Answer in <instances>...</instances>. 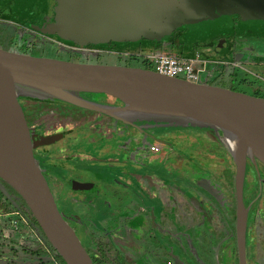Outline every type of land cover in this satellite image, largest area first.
I'll return each mask as SVG.
<instances>
[{"label": "flooded vegetation", "instance_id": "obj_1", "mask_svg": "<svg viewBox=\"0 0 264 264\" xmlns=\"http://www.w3.org/2000/svg\"><path fill=\"white\" fill-rule=\"evenodd\" d=\"M60 4L61 0H0V46L7 48V51L33 56L62 58L60 60L73 62L78 60L75 61L70 55L94 56V61L89 63L105 64L106 60L111 59L117 63L105 65L143 68L140 66L144 64L137 54L143 44H150L174 55L198 54L206 64L202 82L234 92L238 91L223 84L238 83L255 92V95L249 96L264 99L260 95V92H264V17L258 13L250 12V20H243L239 14L222 15L215 11V16H207L200 24L186 27L185 21L166 34L163 41L158 39L161 35L155 32L135 42L110 41L82 46L63 40L59 32L42 31L59 23ZM211 10L213 12L216 7H211ZM73 21L70 19L69 22ZM189 39L191 42L187 43L194 44L195 51L186 49L185 43ZM40 43L45 46L39 50ZM241 44L245 45L244 49H239ZM246 46L253 50H248ZM198 48L203 50L199 51ZM65 55H69V58ZM87 96L105 104L103 100L109 97L103 94ZM19 103L33 143H36L34 156L59 211L77 234L85 218L95 220L91 231L87 230L94 239L93 246L86 250L92 260L97 251L105 253V264L118 260L113 258L111 251H115L113 247L121 245L131 252L128 260L141 264H153L152 260L165 264L167 259L178 262L172 254L179 255V261L194 264V259H199L200 254L190 246L186 247L165 225L172 222V214L187 205L186 202L180 204V196L190 199L193 197L192 192L196 191L198 201L193 203L197 205L198 215L203 217L207 234L216 248L217 264H224L223 261L227 264H242L237 233L236 167L229 157L210 153L206 148L208 153L216 157L207 159L206 156L192 155L187 146L197 143L204 148L198 139L163 134L159 137L166 143H160L131 126L93 110L24 98L19 99ZM157 147L160 148L158 151ZM178 153L186 156L185 161ZM181 161L184 165L190 163L188 168L192 167L194 161L204 162L208 166L207 169L198 167L200 177L197 176L194 183H189L187 187L171 180L173 176L166 170L174 163L180 167L178 164ZM163 170L165 173H162ZM212 172L218 175L222 173V184L217 189L224 197L221 201L226 202L221 210L212 199L217 208L208 214L201 200L202 195L206 196L205 192L195 183L198 179L206 183ZM174 185H184L192 192L184 195L181 188H175ZM0 186L6 189L13 200L22 204L19 195L9 185L0 180ZM213 190H216V186ZM243 203L248 209L245 264H264L263 168L247 166ZM124 204L130 205L135 218L107 231L102 227L104 217L109 212L107 205L113 209L112 214L120 216ZM114 220L118 221V218ZM212 226L216 227L213 231ZM97 232H103L104 235L98 239L95 235ZM172 239L178 241L184 252L175 249L172 253ZM157 248H160L159 253H156ZM137 250H142V253ZM47 253L56 260V264H62L52 251L48 249ZM134 254L143 259H137ZM191 256H195L194 259Z\"/></svg>", "mask_w": 264, "mask_h": 264}, {"label": "water", "instance_id": "obj_2", "mask_svg": "<svg viewBox=\"0 0 264 264\" xmlns=\"http://www.w3.org/2000/svg\"><path fill=\"white\" fill-rule=\"evenodd\" d=\"M211 7L216 10L212 12ZM215 11L239 14L243 20H250L251 13L264 17V0H61L59 23L42 31L59 32L63 40L77 44L85 40L93 45L135 42L155 32L162 40L185 21L186 27L200 24ZM100 94L123 100V111L87 96ZM21 98L100 112L160 143H166L159 137L165 133L156 127L165 123L209 130L236 146V158L230 159L236 167L237 233L245 264L248 209L243 191L247 165L242 156L249 152L264 161L263 98L162 76L145 68L73 62L0 48V180L30 208L47 243L65 264H93V260L59 211L39 169L34 156L36 143L20 106ZM143 121L156 125L149 129ZM203 186L196 183L205 192L201 200L208 214L217 208L212 198L225 206L219 190H213L215 186ZM0 189L10 198L3 186ZM189 200L198 198L195 195ZM172 243V253L175 249L184 252L177 240ZM172 255L179 261V255Z\"/></svg>", "mask_w": 264, "mask_h": 264}, {"label": "rangeland", "instance_id": "obj_3", "mask_svg": "<svg viewBox=\"0 0 264 264\" xmlns=\"http://www.w3.org/2000/svg\"><path fill=\"white\" fill-rule=\"evenodd\" d=\"M191 39L194 40L195 38L194 39L191 38ZM191 39H189L187 41L191 42ZM40 44L41 45L39 46V50L45 46L44 43H40ZM80 44L82 46H88L91 43L89 41L85 40L83 43H80ZM185 47H186V49H191L193 51L196 50L195 49L196 46L194 44H188V43L186 44L185 43ZM0 48L7 50V48H5L4 46H0ZM240 48L244 49L245 45L241 44L239 46V49ZM246 48H248V50H253V49H250L248 46H246ZM198 49H199V51L203 50L202 48H198ZM155 52H161L163 54H169V53H167L168 50H166V49H164V50L162 48L156 49V48H154V46H152L150 44H143L137 55H150V54L155 53ZM249 54H251V53H249ZM65 56H66V58H69V55H65ZM70 57L72 59H74L75 61L78 60L76 62L85 61V62L89 63V62L94 61V56L70 55ZM83 57H84V59H81ZM86 58H89V59H86ZM56 59H62V58H56ZM104 63L105 64L106 63L115 64L117 62L115 60L108 59ZM145 66H148L149 70L155 71V67L153 65H144V66L141 65L140 67L146 68ZM223 85H224V87L231 88L233 90H236L238 92H242L244 94H248V95H252V96L255 95V92L253 90H251V88L248 86H240L238 83H236L234 85H232V84H228V85L226 84L225 85V83H224ZM260 95L262 97H264V92L263 91L260 92ZM187 148H188L189 153L192 155L206 156L207 159H209V158L213 159L216 157V155L208 153L205 148H202V146L199 147V145L197 143L194 145H189V146H187ZM156 149L158 151V149H160V148L157 147ZM178 155H179V157H181L183 159V161H185L184 160V158H186L185 155H182L180 153H178ZM183 161H181L178 164L180 167H176L175 166L176 163H174L173 165H170L168 168H166V170H167V172H169V174L171 176H173L171 178V180H174L177 183H182L185 186L189 187L190 184L194 183V181L198 177H200V176H198L199 171H200L199 168L207 169L208 165L204 162L194 161L192 163V167L188 168V165L190 163L184 165L182 163ZM172 162H174V161H172ZM219 166H221V165H219ZM218 169H220V168H218ZM162 173H165L164 170L162 171ZM221 175H222V173H220L219 175H216V176L218 179H220ZM197 181L199 184H202V185H204L203 187H205L206 183L202 182L200 179H198ZM184 185H180V188L183 191L182 193L184 195H190L189 192H192V191H190ZM195 185H196V183H195ZM192 193H193V196L196 195L198 198V193L196 191L192 192ZM231 193H232V191H231ZM220 194H221V192H220ZM178 195H180V193ZM180 197H181L180 198L181 199L180 204L184 205V203L186 202L187 205L182 206V210L179 209L177 211L176 221L178 223L172 221L170 224L165 225L166 228L169 227V231L172 232V234L177 239L181 240L186 247L190 246V247L194 248L200 254V258H199L200 260L194 259V264H217V251H215L216 248L213 246L214 244L211 241L209 235L207 234V231L205 229V222H204L202 216L198 215L197 205L194 204L193 202H191L189 199H186V197H183V196H180ZM221 198H224V197L222 196ZM214 200H215V202L218 203L216 198ZM88 206H92V204H89ZM218 207L221 210H223L222 205L219 204ZM107 210L109 212L104 217L105 222L102 225V227H104L107 231H110L111 229L120 227L121 225H125L127 222H129L135 218V216H133V210L130 207V205H128V204L123 205V210H122L123 214L120 216L118 214H115V213L112 214L111 213V210L113 211V209L110 207V205H107ZM89 215L90 214H87V216H89ZM116 217L118 218V221L114 220V218H116ZM93 219L94 218H90V219L85 218V220H83L81 222L80 225L82 226V228L78 231L79 234H77L76 231L70 226L71 230L74 232V234L76 235V237L78 238V240L80 241V243L82 244V246L84 247L85 250H89V247L93 246V244H94V241H93L94 239L87 232V230L91 231L90 229H91V227H93V221H95ZM19 225L20 224L13 225L11 227V230L16 232L20 227ZM9 235H10L9 232H6V233H3L0 235V264H56V260L51 256V254L47 253V251H48L47 248H46V251H43V248H40V245H38L37 243H35L34 246H28L26 244H21L22 242L17 243L18 242V241H16L17 240L16 239L17 234H16V237L14 235H12V237H9ZM95 235L99 239L104 234H103V232H97V234H95ZM11 239H13V241H11ZM26 241H27V239H26ZM83 244H86L87 246H85ZM158 249H160V248L156 249V253H159ZM134 255L137 259H140V260L143 259L140 256H138L137 254H134ZM146 258H148V257L146 256ZM222 261H223V259H222ZM165 262H166L165 264H184L182 261L173 262L170 259H167V261H165ZM152 263L153 264H159L158 262H156L154 260H152ZM223 263L227 264L225 261H223Z\"/></svg>", "mask_w": 264, "mask_h": 264}, {"label": "trees", "instance_id": "obj_4", "mask_svg": "<svg viewBox=\"0 0 264 264\" xmlns=\"http://www.w3.org/2000/svg\"><path fill=\"white\" fill-rule=\"evenodd\" d=\"M167 55H174L172 53H169ZM195 54H193L194 57ZM180 58H187L184 57L182 55H174ZM188 59V58H187ZM144 65H151L150 63H146ZM145 69H148V66H145ZM218 175L217 173H213L210 176V178L208 179V183L207 184H212L213 186H216V188L219 187V185H221V180L217 178ZM228 182V181H227ZM18 196V195H17ZM21 199V198H20ZM22 204H20L18 201L13 200L11 197L9 198L1 189H0V235L2 233H4L6 230L10 229L13 225L15 224H20L19 229L14 233H19L21 234V239H22V243L28 245V246H34L35 242L34 239L33 241H29L30 237L29 236H34L37 235L39 241L38 245H40V248H43V251H46V248L49 249L50 251H52L55 255V258L59 259V261L62 264H65V262L63 261V259L56 254V252L53 250V248L49 245V243H47L46 238L43 234V231L37 221V219L35 218L34 214L32 213V211L30 210V208L24 203V201L21 199ZM216 227L211 228V230L213 231ZM26 230V231H25ZM24 233H26L28 240L24 241L25 239V235H23ZM14 235V234H13ZM35 238V237H34ZM173 241V239H172ZM171 241V243H172ZM131 242V241H130ZM129 243V242H128ZM121 246V245H120ZM118 246L113 247V250L115 251H111L113 254V258H117L118 260H113L112 262H110L109 264H141L139 262H135L134 260H128V257H131V252L127 251L124 249V247H120ZM172 247V245H171ZM116 248V249H115ZM138 252L142 253V250H137ZM96 255V257L93 258V264H105L107 261L104 257L101 251H97L94 253ZM187 255V252H186Z\"/></svg>", "mask_w": 264, "mask_h": 264}, {"label": "bare ground", "instance_id": "obj_5", "mask_svg": "<svg viewBox=\"0 0 264 264\" xmlns=\"http://www.w3.org/2000/svg\"><path fill=\"white\" fill-rule=\"evenodd\" d=\"M103 101H105L109 106L123 111V104H124L123 100H120L114 96H109L107 99H104ZM143 124L145 127L149 129L154 128L156 125L155 123L150 121H143ZM158 124L159 126L156 127V129H159V131H161L162 133L186 135L190 138L198 139V141L203 145V147L206 148L210 153H215L222 157H229L233 160H235L236 158L238 148L236 146H232L226 143L221 137L217 136L215 133L209 130L199 129L195 127H185L181 125L167 126L165 123L164 124L158 123ZM242 159L247 166L251 165L256 169H260V168L264 169V161L258 157L251 156L249 152L243 153ZM244 173L246 174V170L244 171ZM252 210L253 208L250 211Z\"/></svg>", "mask_w": 264, "mask_h": 264}, {"label": "built area", "instance_id": "obj_6", "mask_svg": "<svg viewBox=\"0 0 264 264\" xmlns=\"http://www.w3.org/2000/svg\"><path fill=\"white\" fill-rule=\"evenodd\" d=\"M137 57L143 64L150 63L153 65L155 71L162 76L180 78L191 83H201L202 76L206 71V64L198 54L188 59L161 52L137 55Z\"/></svg>", "mask_w": 264, "mask_h": 264}, {"label": "crops", "instance_id": "obj_7", "mask_svg": "<svg viewBox=\"0 0 264 264\" xmlns=\"http://www.w3.org/2000/svg\"><path fill=\"white\" fill-rule=\"evenodd\" d=\"M188 41H186V43H187ZM180 49V48H179ZM167 53H173V52H170V51H168ZM173 54H175V53H173ZM182 56H184V57H187V58H190V56H193L192 54H190V55H182ZM192 58V57H191ZM173 187H175V188H180V185H174ZM172 187V188H173ZM176 216H177V214H172L171 215V220L172 221H174V222H177L176 221ZM178 223V222H177ZM26 231V230H25ZM6 232H9L10 233V235H9V237H12V235L14 234V236L16 237V234H17V237H16V241H18L17 243H21L22 242V239H21V234H19V233H14L12 230H11V228L10 229H8V230H6L4 233H6ZM3 234V233H2ZM23 235H25V239H24V241H26V239L28 240V237L26 236L27 234L26 233H24ZM30 238V240L29 241H33V239H34V241H36L35 243H37L38 244V242L37 241H39V239H38V236L37 235H34V236H29ZM35 237V238H34ZM33 238V239H32ZM11 241H13V239H11ZM21 244H24V243H21Z\"/></svg>", "mask_w": 264, "mask_h": 264}]
</instances>
